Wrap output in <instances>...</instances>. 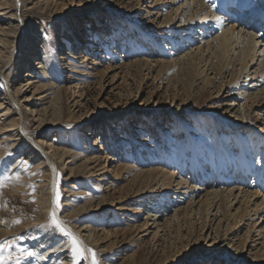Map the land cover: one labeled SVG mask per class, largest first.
<instances>
[{
  "label": "rangeland",
  "instance_id": "rangeland-1",
  "mask_svg": "<svg viewBox=\"0 0 264 264\" xmlns=\"http://www.w3.org/2000/svg\"><path fill=\"white\" fill-rule=\"evenodd\" d=\"M3 1L5 2L0 0ZM38 1H27L24 7L32 6ZM154 1L65 0L64 4H56L57 0H52V6L48 9L44 8L45 5L38 4V8L28 10L27 20L31 25L15 57L20 64L27 49L36 42H42L43 50H46L41 48L38 51L41 52V59L48 58L47 69L53 76L43 80L42 84L52 83L53 88L49 90L45 103L38 97L47 93L36 94L35 105L38 108L43 103L44 106L54 103L56 112L63 117L64 122L37 128L39 122L33 121L29 116L26 132L47 144L70 148L76 152L74 158L78 160L77 163L84 162L86 156H90L92 152L102 153L99 160L102 165L99 168L106 172L101 178L87 173L67 179L71 174L70 168L74 166H66V162L73 157L66 159L65 164L59 163L68 169L59 168L52 196L53 205L58 207L62 214L65 212L77 217V226L91 225L96 228L98 238L106 235L102 229L109 232L110 238L107 241L90 245L91 255L93 252L96 254L98 264H129V259L133 260V264H199L201 259L208 257L213 260L209 264H220V261L223 263V258L219 254L216 256L220 247L215 238H225L228 235L225 231L218 234L216 225L214 229H208V222L202 231L204 220L201 221L203 218L200 214L193 215L192 220L187 217V221L180 223L179 229L175 224L171 229L172 234L165 236L161 241H158V236L153 233L142 236L144 232L137 227L143 222L140 197L136 195L139 186L130 181L137 171L127 175L114 172L120 164L141 169L157 166L156 158L161 155H167V159L177 157L179 166L176 171L184 167L183 171L187 176L191 175L188 172L194 165L197 166L195 171L199 174L201 171L211 172L213 167L209 166L208 159L212 155L214 161L228 165L229 168L232 164L230 158L240 156L233 140L240 145L243 139L256 138L255 131L237 129L231 123H225L218 119L217 113L210 108L212 102L218 101L214 97L217 94L215 90L220 84L230 81V77L219 75L214 80L210 79L211 85H207V79L202 77L201 70L195 65H188L185 71L180 72H177V68H169L167 65L151 71L141 64L135 65L134 60L137 58H155L149 55L154 52V48L152 49V44L146 39L145 30L149 31V27L144 26V23H148L144 10ZM214 1L213 4L218 6L223 0ZM163 4L160 3L159 6L165 14L168 9ZM172 28L175 29L170 24L167 25V32L174 33ZM152 29L153 27H150V30ZM118 30L121 35L119 39ZM61 34L70 36L68 40L64 39L66 43L58 42ZM36 36H39L38 39H34ZM86 36H91L95 43L82 42V37ZM66 49L70 54L82 53L88 60L83 62V56L71 59L65 55L71 63L68 67H75L77 72L74 75L79 81L76 88L73 87L63 94L60 90L62 85L72 86L71 80H66L69 68H63L59 58L64 55ZM158 56L156 58L162 57ZM94 60L97 64H93ZM116 65L124 67L110 72L109 75L105 72L108 67ZM27 70L29 68L19 74L18 67H11L5 70V74L11 82L18 85L20 82L25 83L23 73ZM5 88L4 83L0 81V94ZM33 90L32 88L19 97L24 99V96L31 95ZM166 128L167 130H164ZM88 133L92 134L91 138L87 136ZM6 137L0 138V210L7 207L12 216L14 209L25 207L23 215H27L12 219L9 228L14 229L24 224L27 229L0 238V242L11 244L5 255L7 251L16 255L20 249H26L35 255L25 257L23 264H54L46 252L63 240L68 242L66 254L69 255L70 263L86 264V251L77 261L71 251V238L50 227L55 208L50 206L49 212L41 217L47 203L40 202L39 192L42 193L47 188L48 179L43 168L38 167L39 160L31 158V153L25 152V147L9 150L8 142L4 140ZM144 141L157 150L156 158H149L143 147ZM136 147L137 149H134ZM139 150L140 153L137 154ZM168 150L170 151L167 152ZM108 155L112 156V159L107 158ZM85 164L84 162L82 167H85ZM238 171L235 177L243 179V175ZM209 178L211 184L217 186L215 175L212 177L211 174ZM247 181L252 182V178ZM71 184L74 187H71ZM143 188L145 189L144 186ZM79 190H83V193ZM92 197L104 199L105 205L109 207L104 208V205L97 208L96 203L94 206L90 205L89 209ZM162 199L164 204L169 205L167 210L170 216H174L178 207L187 204L184 202L175 205L174 201H169L167 197ZM81 205L85 206L80 207ZM57 219L60 221L59 216ZM64 220L67 221L65 218ZM72 222L70 223L73 224ZM244 230L246 229L240 231L239 236L243 235ZM88 233L83 231L86 236ZM81 246L84 249L82 244ZM214 254L216 257L211 258L210 255ZM117 256H123V259L116 260Z\"/></svg>",
  "mask_w": 264,
  "mask_h": 264
},
{
  "label": "bare ground",
  "instance_id": "bare-ground-1",
  "mask_svg": "<svg viewBox=\"0 0 264 264\" xmlns=\"http://www.w3.org/2000/svg\"><path fill=\"white\" fill-rule=\"evenodd\" d=\"M27 1L32 3L34 0H20V5H18L19 0L0 2V81L6 87L0 94V138L7 136L4 140L8 142L9 150H17L22 146L26 148H24L25 152L31 153V158L39 160L38 167L43 168L48 179L47 188L42 193L39 192L40 202L47 203L41 217L49 212L50 206H53L63 225L83 245L87 256L86 264H92L90 245L107 241L110 238L109 232L102 229L106 235L98 238L96 228L91 225L77 226L75 221L77 217L65 212L62 214L60 209L53 205L52 196L60 167L68 169L67 165L74 166L70 168L71 174L67 179L84 176L87 173L101 178L106 172L99 168L102 165L99 161L102 153L92 152L90 156H86L84 160L86 166L82 167L84 162L77 163L78 160L74 158L76 152L71 151L70 148L47 144L26 132L29 116L33 121L39 122L37 128L64 122L63 117L56 112L54 103L44 106L53 84H42V82L53 76L47 69L48 58L41 59V52L38 51L44 48L42 42L40 41L39 44L36 42L30 49L28 48L20 64L15 57L31 25L27 20L28 10L38 8V4L45 5L44 8L47 9L52 6V0H39L32 6L24 7ZM64 1L57 0L56 4H64ZM214 2V0H155L144 10L146 21H148L144 23V26L149 27V31L145 30L146 39L152 44V49L154 48L152 50L154 52L149 55L155 58H137L134 62L135 65L141 64L150 71L167 65L169 68H177V72H180L185 71L188 65H195L201 70L202 77L207 79V85H211L209 81L216 79L219 75L224 78L230 77V81L220 84V87L215 90L217 94L214 97L218 101L212 102L210 108L214 109L213 112L217 113V118L225 123H231L237 129L255 131V140L243 139L240 145L233 140L240 156L230 158L232 164L229 168L228 165L214 161L212 155L208 159L209 166L213 167L211 172L207 170V173L201 171L199 174L195 171L197 166L194 165L188 172L192 176L184 173V167L176 171L179 166L177 157L168 159L167 155L157 157L155 154L157 150L155 151L154 147L144 141V150L147 151L149 158L157 157V166L141 169L120 164L114 172L127 175L137 171L130 181L139 186L136 195L140 197L143 222L137 227L144 232L142 236L153 233L158 236V241H161L165 236L172 234L171 229L175 224L179 229L182 221L185 222L193 215L200 214L203 218L201 221L204 220L202 231L208 222V229L211 230L216 225L218 234L225 231L228 235L225 238H215L216 244L220 247L216 256L219 254L223 258V263L220 261V264H264V0H223L218 6L214 5ZM160 3H164L163 5L168 9L165 14L162 13L163 8L159 6ZM169 24L175 28H172L174 33L167 32ZM150 27L153 29L150 30ZM120 36L118 30V39ZM37 37L39 36L34 39H38ZM69 37L61 34L58 42L66 43L64 39L68 40ZM81 41L88 44L95 43L91 40V36L82 37ZM65 55L71 59L83 56V62L88 60L82 53L70 54L66 49L64 55L59 56L63 68L66 69L71 63L67 61ZM158 55L162 57L156 58ZM93 64H97V61L94 60ZM11 67H18L19 74L22 70L29 68L23 73L26 78L25 83L20 82L16 85L7 78L5 70ZM123 67L111 66L105 72L109 75L110 72ZM68 71L66 80H71L72 86L62 85L60 90L63 94L78 86L79 79L74 75L77 72L75 67L71 66ZM32 88L34 90L31 95L24 96V99L19 97L31 91ZM38 93L47 94L38 97L44 103L37 108L35 99ZM163 135H161L162 138H164ZM87 136L91 138L92 134L88 133ZM136 141L140 140L136 139ZM192 145L194 147V144ZM102 147L101 150L104 149ZM139 153L140 150L137 151V154ZM70 157L73 159L66 162L65 160ZM107 158L112 159V156L108 155ZM65 162L66 166L59 164H65ZM237 171L243 175V179L235 177ZM211 174L212 177L215 175L217 186L211 184V178H209ZM250 178L252 182L247 181ZM79 192L83 193V190ZM164 197H167L169 201L173 200L175 205H181L184 202L187 204L178 207L174 216H170L167 210L169 205L162 202ZM96 203L97 208L106 204L104 199L92 197L89 209H91L90 205L94 206ZM82 206L85 205L80 207ZM23 210L25 207L14 209L12 216L8 212L9 208L0 210V238L26 228L24 224L14 229L9 228L12 219L25 215ZM244 228L246 230L243 231V235L239 236ZM83 231H88V235L83 234ZM53 246L46 255L53 260L54 264H71L69 255L66 254L68 242L60 240ZM210 256L216 257L215 254ZM208 258L201 259L199 264H209L213 261ZM115 259H123V256H117ZM127 261L133 264V260Z\"/></svg>",
  "mask_w": 264,
  "mask_h": 264
},
{
  "label": "snow or ice",
  "instance_id": "snow-or-ice-1",
  "mask_svg": "<svg viewBox=\"0 0 264 264\" xmlns=\"http://www.w3.org/2000/svg\"><path fill=\"white\" fill-rule=\"evenodd\" d=\"M58 197L59 193H57V202ZM50 227H52L54 231H58L60 234L71 238V251L77 258V261L84 256L85 250L82 248L81 242L75 237L73 233L63 226V223L57 219L55 212L52 214ZM10 248V243L0 242V264H23L25 257H32L35 255L34 252L26 249H20L19 253L16 255H14L11 251H7V255H5L6 250ZM91 261L92 264H98L96 254L94 252L91 255Z\"/></svg>",
  "mask_w": 264,
  "mask_h": 264
}]
</instances>
